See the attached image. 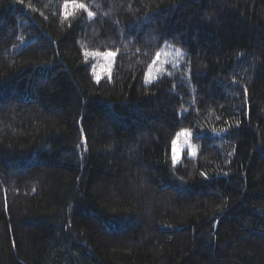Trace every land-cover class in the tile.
<instances>
[{"label":"trees","instance_id":"obj_1","mask_svg":"<svg viewBox=\"0 0 264 264\" xmlns=\"http://www.w3.org/2000/svg\"><path fill=\"white\" fill-rule=\"evenodd\" d=\"M0 264H264V0H0Z\"/></svg>","mask_w":264,"mask_h":264},{"label":"rangeland","instance_id":"obj_2","mask_svg":"<svg viewBox=\"0 0 264 264\" xmlns=\"http://www.w3.org/2000/svg\"><path fill=\"white\" fill-rule=\"evenodd\" d=\"M175 53H177L176 56L173 50L169 49L165 50L158 56L155 64L153 65L151 75H149V78L147 80L148 83L156 81L153 80V78H157L165 70L166 66L173 62L175 58L180 59L181 51ZM89 58L92 62V72L96 80L112 77L116 61L115 53L95 52L91 53V55H89ZM185 151H187L192 156H195L197 152V146L193 143L191 134L187 130L180 132L178 137L174 141L172 154V161L174 165H178L181 163L183 153Z\"/></svg>","mask_w":264,"mask_h":264},{"label":"snow or ice","instance_id":"obj_3","mask_svg":"<svg viewBox=\"0 0 264 264\" xmlns=\"http://www.w3.org/2000/svg\"><path fill=\"white\" fill-rule=\"evenodd\" d=\"M79 7H80V8H85V10H87V9H86V6L83 5V4H80ZM88 14H89L90 16H91V15H94V14L91 13V12H89ZM174 162H175V158H174Z\"/></svg>","mask_w":264,"mask_h":264}]
</instances>
